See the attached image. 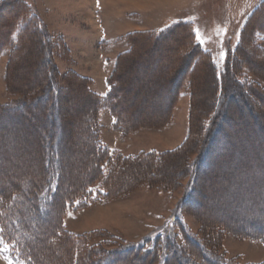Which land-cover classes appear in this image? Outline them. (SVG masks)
<instances>
[{
    "label": "rangeland",
    "instance_id": "rangeland-1",
    "mask_svg": "<svg viewBox=\"0 0 264 264\" xmlns=\"http://www.w3.org/2000/svg\"><path fill=\"white\" fill-rule=\"evenodd\" d=\"M21 1L28 4V10L38 17L49 34L55 74L48 69L43 72L41 54L33 41L27 47L21 45L12 65L10 55L16 34L0 49V111L3 112L0 185L15 183L22 190L32 177L43 172L38 168V155L47 148V137L52 139L51 154L57 153L54 147L57 148L59 141V154L65 160L63 190L72 187L67 185L70 178L84 179L90 171L84 129L89 115L94 119L92 129L96 130L101 144L108 147L109 157L120 153L126 158L153 151L165 153V174L176 175L174 180L162 179L155 171L135 184L125 178V185L116 190L124 191L114 193L107 200L98 199L105 194H100L101 182L94 181L92 194L85 202L79 199L65 208L61 220L67 232L84 238L91 234L92 239L100 241L110 237L122 243H141L150 238L145 246L151 248L152 238L163 232L174 233L182 241L180 221L195 239L204 241L213 251L242 263L263 261L264 240L243 238L224 224L217 227L219 234L214 239L203 231L201 220L194 212L181 205L189 170L201 153L197 138L204 135L201 131L192 144L188 143L193 128L192 99L196 107L202 102V110L212 104L208 77L204 85L201 83V74L209 66L203 62L196 66V72L183 78L169 113L159 122L172 92V83L164 79L179 57L172 58L180 53L171 43L174 35L157 45H151L146 37L186 23L195 40L199 33L204 43L197 41L207 50L219 74L224 69L227 52L238 44L247 23L264 26V0H99L97 5L94 0ZM3 9L0 23L9 17L13 7ZM254 39L264 50V33L254 32ZM106 59L110 60L108 65ZM246 68L245 77L264 87V77ZM112 74L119 82L121 107L128 119H145V122L158 119L127 129L115 125L116 119L107 105L96 101L93 107L91 96L96 100L104 97L110 89L108 78ZM190 86L194 89L192 99ZM103 88L106 92L100 93ZM44 89L46 94H41ZM226 96L229 104L222 115L221 130L205 140L208 153L206 157L203 154L205 158L200 164L204 168L199 172V185L194 183L193 190L196 188L200 207L208 220H226L239 229L255 231L264 226V144H260L264 137L263 103H258L262 114L247 107L237 95L230 97L226 93ZM28 98L33 101L29 103ZM23 99L29 103L27 110L21 107ZM195 124L199 130L200 121ZM90 131L87 134L91 135ZM186 153L188 158L182 156ZM103 167L106 168L104 164ZM182 170L188 174L178 177L177 171ZM174 209L177 212L173 213ZM51 220L47 215L38 218L37 223L44 229ZM6 251L7 245L0 243V264H15ZM140 260L141 257L135 256L131 263Z\"/></svg>",
    "mask_w": 264,
    "mask_h": 264
},
{
    "label": "trees",
    "instance_id": "trees-1",
    "mask_svg": "<svg viewBox=\"0 0 264 264\" xmlns=\"http://www.w3.org/2000/svg\"><path fill=\"white\" fill-rule=\"evenodd\" d=\"M7 6L13 7V10L8 18L1 20L3 23H0V49L7 42H11L12 35L16 34L17 39L10 55L11 65L21 45L27 47V44L33 41L41 54L43 72L48 69L49 73L55 74V68H53V61L51 60V40L44 25L41 24V21L34 13L28 10L26 2L21 0H1L0 15L4 11L3 8ZM248 23L243 28L238 44L227 52L224 69L219 74L216 73L212 59L209 57L210 55L195 40L192 30L186 23H178L166 27L146 37L151 45H157L162 39L174 35L175 38L171 43L178 48L180 53L172 58L176 59L179 57L174 61L170 74L164 79L165 81L167 80V83H172V92L168 95L163 113L159 117V122L163 121V118L169 113V106L183 78L194 70L196 72V66L203 62H206V66L211 69H207L201 74L203 78L202 85L205 84L207 76L209 79L208 89L210 88L212 92V104L209 107L205 105L204 110H202V102L200 101L198 102V107H196L195 99L194 101L192 99L194 89L190 86L194 114L193 128L188 143L192 144V141L201 135V131L204 132V135L202 139L197 138L198 143L196 142V145L200 146L201 153L193 160L192 170H189L188 184L181 199V205H184L185 209L189 208L194 212L195 216L201 220L203 231H206L205 233L208 236L212 235L214 239L217 233L219 234L217 227H221L224 224L238 236L264 240V226L257 227L254 231L251 229H239L226 220L219 222L215 219L208 220L203 215L204 210L200 207L196 188L193 190L194 183L199 185V172L204 168L200 163L203 160L202 158H205L208 153L206 152L208 146H206L205 140L206 138H213L216 131L219 130L221 122H223L222 115H224L223 113H225L229 104V98H225L227 97L226 93L230 97L237 95L247 107L255 108V111L263 114L264 87L257 81L253 82V80L245 77L243 69L247 67L255 72L257 76L264 77V50L257 45L254 39V32L260 31L264 33V26L261 25L259 27L255 24V27H253L252 24L248 25ZM131 51L132 48L126 53L129 54ZM210 72H212L213 77ZM113 76L112 74L108 78L110 89L104 97L96 100L94 96H91L92 101L90 104L93 107L96 101L107 105L116 119L115 125L117 127L123 126L127 129L137 124H149L158 119L147 120H153L151 122H145V119H128L123 113L124 109L121 107L123 99H120V97L123 96L120 93L119 82ZM212 80L214 81L212 82ZM8 86L10 87V84ZM46 92L44 89L41 94H46ZM28 94L31 95V93ZM30 95L27 96L29 97ZM46 99H48V96ZM28 100L29 103L33 101L32 98H28ZM25 101L24 99L21 101V107L27 110L28 108L26 107H28L29 103L27 104ZM259 102L263 103L261 109V106L258 105ZM6 106L9 107L10 105L6 104ZM8 109L12 110L10 107ZM1 114L3 112L0 111ZM198 120L200 121L199 130L195 128L197 126H194ZM93 121V117L87 115L84 123V126L86 125L84 128L85 134L87 135L85 142L90 153L88 161L90 171H87L88 175L82 180L70 178L67 181V185L72 186L69 190H63V166L65 160L59 154L61 151L59 150V141L56 145L57 148L54 147L55 153H57L51 154L50 150L53 147H49L52 140L50 137L46 138L47 148L44 149V153L42 150V153L38 155V168L43 169L39 176L32 177L28 186L22 190H19L18 184L15 183L0 185V241H2L0 243L7 245L5 253L11 258L13 263L132 264L133 257L138 256L142 260L136 264H146L148 262L149 264H264V260L258 263H242L225 256V254H221L219 251H213L209 245L204 244V241L195 239L193 233L180 221L178 222L183 236L182 241H178L174 233L163 232L152 238L151 243H153V246L151 248H146L145 246V242L151 240L150 238L144 239L145 242L141 243L137 241L134 243H122V241L117 242L110 237L100 241V239H92L91 234H89L90 236L86 235L84 238L83 236H75L67 232L63 228L61 220L65 208L73 205L79 199H81V202H85L88 196L92 194L94 181L99 180L101 182L102 193L100 194H105V196L99 195L98 199L107 200L112 198L114 193L124 191L116 190L125 185V178L127 182L135 184L139 179H144L145 175L147 176L155 171L162 176L160 177L162 179L174 180L176 175V173L165 174L164 165L167 162L165 153H155L153 151L132 158L123 157L120 153L109 157L107 155L109 154L108 147L101 144L99 136L96 135V130L92 129ZM50 123L54 125V121ZM90 129L91 135L87 134ZM260 144H264V137L261 138ZM203 154H205V157H203ZM41 156H44L43 159H40ZM182 156L187 157V153ZM186 157H184V160ZM103 164L106 166L105 169ZM177 173H179L178 177L188 174L186 171H177ZM175 212H177V209L173 210V213ZM47 215L52 220L47 224V228L41 229L38 226L37 219L44 218ZM173 218L175 219V217ZM133 264L135 263L133 262Z\"/></svg>",
    "mask_w": 264,
    "mask_h": 264
},
{
    "label": "crops",
    "instance_id": "crops-1",
    "mask_svg": "<svg viewBox=\"0 0 264 264\" xmlns=\"http://www.w3.org/2000/svg\"><path fill=\"white\" fill-rule=\"evenodd\" d=\"M98 2H99V0H94V3H96V5H97ZM102 38H103V36H101V39H102ZM105 61H106V65H108V63H109L110 60L106 59ZM109 68H110V66H109ZM105 89H106V88H105ZM105 89L103 88L102 91H100V93H104V92H106Z\"/></svg>",
    "mask_w": 264,
    "mask_h": 264
},
{
    "label": "snow or ice",
    "instance_id": "snow-or-ice-1",
    "mask_svg": "<svg viewBox=\"0 0 264 264\" xmlns=\"http://www.w3.org/2000/svg\"><path fill=\"white\" fill-rule=\"evenodd\" d=\"M196 39L200 41V43H204L202 40H200V37H199V33L197 32V36H196ZM207 51V50H206ZM2 242V241H0Z\"/></svg>",
    "mask_w": 264,
    "mask_h": 264
},
{
    "label": "bare ground",
    "instance_id": "bare-ground-1",
    "mask_svg": "<svg viewBox=\"0 0 264 264\" xmlns=\"http://www.w3.org/2000/svg\"><path fill=\"white\" fill-rule=\"evenodd\" d=\"M209 75V74H208ZM208 77V76H207ZM214 80H212V82H213Z\"/></svg>",
    "mask_w": 264,
    "mask_h": 264
}]
</instances>
